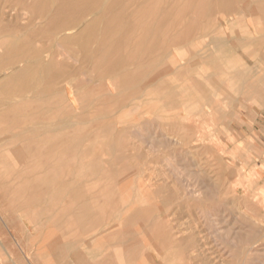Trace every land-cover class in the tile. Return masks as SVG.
I'll list each match as a JSON object with an SVG mask.
<instances>
[{"label":"rangeland","instance_id":"1","mask_svg":"<svg viewBox=\"0 0 264 264\" xmlns=\"http://www.w3.org/2000/svg\"><path fill=\"white\" fill-rule=\"evenodd\" d=\"M125 1L87 58L82 31L102 5L62 30L3 0L21 15L3 22L0 54L19 38L35 52L0 61L1 262L264 264V0L214 12L210 0ZM119 54L127 69L104 65ZM41 55L50 66L21 88L14 73Z\"/></svg>","mask_w":264,"mask_h":264},{"label":"bare ground","instance_id":"2","mask_svg":"<svg viewBox=\"0 0 264 264\" xmlns=\"http://www.w3.org/2000/svg\"><path fill=\"white\" fill-rule=\"evenodd\" d=\"M8 1V0H7ZM11 1V0H10ZM194 1V3H192L191 2V0H188V2L186 3V5H184L182 8L183 9H185V11H187L188 9H190L191 7H194V9H195V5H196V3H197V1L196 0H193ZM195 1H196V3H195ZM203 1H205V2H203V4L202 5H204L205 3H206V1L207 0H203ZM235 1H237V0H210V5H211V7H209V9L211 10V11H218L220 8H226V9H230V8H232L233 7V5L235 4L234 2ZM22 4H24L25 6L23 7V8H26L25 10L29 13V17H30V20L32 21V19L34 20V19H36V18H38V17H42V18H46V21L48 22V24L47 25H50L52 28L54 27L55 29H58V28H66V29H68L69 27H68V25L70 26V24H72L73 22L75 23L76 22V20L82 15V13L85 11V10H89V9H91L93 6H103V9H104V13H100L102 10H100L99 9V11L100 12H98V13H95V17L87 24V26H86V28L84 29V31H82V32H84V34H85V39L86 40H84L83 42H82V44H81V51L85 54V56L87 57V58H92L93 56V51L95 50H92L89 46H88V42H87V40L89 39V38H92L91 37V35H94V27L95 26H97L98 27V25H100L99 26V28L98 29H95V30H98V34H95V35H98V37L99 38H101L100 37V35H106L107 36V33H108V31H109V28L112 26V25H114V23L118 20V19H120L121 17H123L124 16V5H122V4H124L126 1L125 0H22ZM200 2V1H199ZM198 2V3H199ZM6 3L4 2L3 3V0H0V40L3 38V36H4V34L2 35V31L4 30L5 31V26H3V22L5 21V20H9V19H13V17H18V14L19 15H21L20 13H18V12H16L17 11V9L15 8V7H13V6H11V8H9L10 7V5H5ZM12 4V3H11ZM13 5V4H12ZM209 5V6H210ZM199 6V5H198ZM152 7V6H151ZM159 8V5H153V8H151V11L153 10V13L155 12V11H157V9ZM47 13H50L48 16L46 15ZM89 13V12H88ZM93 14V13H92ZM224 15V14H223ZM222 16V15H221ZM88 17H89V15H88ZM90 18V17H89ZM18 19H19V17H18ZM88 19V18H87ZM131 19V18H130ZM154 20H155V22L156 21H158V20H160L159 21V25L161 26V24H166V22L169 20V17L168 16H166V17H164V18H162V19H157V18H153ZM85 21H86V19H85ZM89 21V20H88ZM87 21V22H88ZM43 23V22H42ZM83 23H85V22H83ZM82 23V24H83ZM123 23H124V21H123ZM173 23V22H172ZM21 24V23H20ZM29 24V23H28ZM27 24V25H28ZM76 24H79V22L78 23H76ZM128 24H130V23H128ZM17 25H18V23H17ZM16 25V26H17ZM37 25H38V23H37ZM67 25V27H65ZM124 25H125V23H124ZM123 25V26H124ZM193 26L195 25V22H193V24H192ZM80 26V25H79ZM83 26H85V25H83ZM142 26V25H141ZM159 26V27H160ZM193 26H192V28H193ZM24 27V26H23ZM146 27V26H145ZM9 28V27H8ZM31 28V27H30ZM121 28H122V26H121ZM143 28V27H142ZM21 29H23V28H21ZM29 29V28H28ZM50 29V28H49ZM65 29V30H66ZM10 30H11V28H10ZM33 30H35L34 28H33ZM54 30V29H53ZM63 30V29H62ZM61 30V31H62ZM69 30H71V29H69ZM127 30V29H126ZM158 30V29H157ZM30 31H32V28H31V30ZM48 31V30H47ZM121 31V30H120ZM44 32H46V31H44ZM43 32V33H44ZM65 32V31H64ZM67 32V31H66ZM65 32V34H67ZM150 32H151V30L150 29H148L147 30V28H146V31H145V33H144V35H147V34H150ZM12 33V32H11ZM10 33V34H11ZM24 33V32H23ZM26 33V32H25ZM24 33V34H25ZM28 33H29V31H28ZM61 33H63V32H61ZM68 33H69V31H68ZM132 33V32H131ZM19 34H22V33H19ZM64 34V35H65ZM127 34V32L125 31H123L115 40H116V42H117V44H119V43H121V42H124V38H125V35ZM43 35V34H42ZM64 35H61L62 37L64 36ZM68 35V34H67ZM132 35V34H131ZM7 36H11V35H7ZM22 36H23V34H22ZM61 36H59V37H61ZM76 36H78V35H76ZM17 37V36H16ZM42 37V36H41ZM58 37V38H59ZM71 37H68V36H64V40H67V39H70ZM135 38V37H134ZM20 39V38H19ZM19 39H15V40H10V43H8V46L7 45H5V47H6V49H8V50H6L4 53H2V54H0V61L2 60V58H4V60H5V57H11V58H14V57H17V56H20V55H26V54H32L33 52H35V47H33V45L31 44V43H29L28 41H22V40H19ZM55 39H57V37L55 38ZM73 39V38H72ZM44 40V39H43ZM71 40V39H70ZM2 41V40H1ZM58 41V40H57ZM132 41H133V39H132ZM98 42V41H97ZM134 42V41H133ZM192 42V41H191ZM191 42H190V44H191ZM58 43H60V42H58ZM157 43V45H158V48H162V46L160 45V43L159 42H156ZM34 44V43H33ZM116 44V45H117ZM188 44V43H187ZM96 45V44H95ZM144 45H145V43H144ZM186 45V44H185ZM189 45V44H188ZM118 46V45H117ZM132 46V45H131ZM134 46V45H133ZM93 47V46H92ZM143 48H144V46H143ZM142 48V49H143ZM141 49V50H142ZM156 49V48H155ZM1 51V50H0ZM37 51V50H36ZM51 51V50H50ZM109 51V53L111 52L113 55H117L118 54V51L116 50V47H111L110 48V50H108ZM3 52V51H2ZM49 52V51H48ZM52 52V51H51ZM140 53V52H139ZM14 54H16V55H14ZM37 54V53H36ZM48 56H49V53L47 54ZM113 55H110L111 57H108L107 59V61L105 62V64L104 65H107L108 66V68L110 67H113V68H118V67H121L122 69L123 68H126V65H127V61H126V57L124 56L123 58L121 57V55L122 54H119V58H117V60H114L113 61ZM42 56V55H41ZM48 56H46V57H48ZM42 57H44L45 58V56L43 55ZM40 57H38V59H39ZM40 59V60H38V59H35V61L34 62H28V61H25V63L24 62H21V63H23V65H20V68H18L19 70L18 71H16L15 73H14V75H13V79L14 78H16L17 76H19V77H17L16 79H19V85H20V87L21 88H28V87H30L31 85H33L32 83V79H29L28 80V78H24L23 76L25 75V74H27L29 71H31L32 70V68L33 67H36V65H40L39 67L41 68V65H42V67L43 68H45V69H47V66L49 67L50 66V62H51V60H48V58H45V59ZM181 59V58H180ZM180 59H178L176 56H174V58H173V60H172V62L173 63H177L178 62V60H180ZM6 60H7V58H6ZM40 61H43L42 63L40 62ZM128 61H129V58H128ZM113 62H115V64L114 65H112V63ZM20 63V64H21ZM111 63V64H110ZM11 65H14V64H17V62L15 61H13V62H11L10 63ZM109 64H110V66H109ZM10 66V65H9ZM11 67V66H10ZM134 68V67H133ZM14 69V68H13ZM13 69H11V70H13ZM121 69V70H122ZM127 69V68H126ZM8 70V69H7ZM10 70V69H9ZM116 71V70H115ZM114 71V72H115ZM123 71V70H122ZM114 72H112V74L114 73ZM111 74V73H110ZM28 75V74H27ZM47 75H49V73L47 74L46 73V78H47ZM114 75H116V74H114ZM113 75V76H114ZM146 76H148V75H146ZM145 76V77H146ZM150 76V75H149ZM45 77V76H44ZM49 77V76H48ZM38 78V77H37ZM41 79H44V78H42V77H40ZM107 78V77H106ZM115 78V77H114ZM15 79V80H16ZM59 79V78H58ZM146 79V78H145ZM145 79H143V80H145ZM37 80V79H36ZM39 81H40V79H39ZM43 80H41V82H42ZM146 81H148L147 79H146ZM145 81V82H146ZM37 83H38V81H37ZM43 83H44V81H43ZM140 83V82H139ZM142 83V82H141ZM35 84V83H34ZM70 84V83H69ZM144 84V83H143ZM19 85H18V87H19ZM137 85V84H136ZM140 84H138L136 87H138ZM145 85V84H144ZM149 85V84H148ZM36 86V85H35ZM47 86V85H46ZM142 86V84L140 85V87ZM38 87V86H37ZM37 87H35V88H37ZM65 87V86H64ZM125 87H127V86H124V89H125ZM135 87V88H136ZM145 87V86H144ZM63 88V87H62ZM29 90V89H28ZM64 90V89H63ZM129 90V89H128ZM73 92V91H72ZM74 94V93H73ZM112 94V93H111ZM117 94V93H116ZM119 94V93H118ZM102 95H104V94H102ZM115 95V94H114ZM19 97V96H18ZM20 98V97H19ZM21 98H22V96H21ZM12 103V102H11ZM15 104V103H14ZM98 104V103H97ZM186 110V109H185ZM83 114V113H82ZM187 115H190L189 113L187 114ZM186 115V116H187ZM105 116V115H104ZM108 117V116H107ZM111 117V116H110ZM187 117H189V116H187ZM99 118V117H98ZM49 122H51L52 123V121H49ZM51 123H49V124H51ZM41 125H43V124H41ZM46 125L47 124H45L44 126H45V128H46ZM52 125V124H51ZM44 126H43V128H44ZM50 126V125H49ZM49 126H47V128L49 129ZM171 128H173V127H171ZM178 128V127H177ZM184 129H185V127H183ZM52 129V128H51ZM179 129H180V127H179ZM181 131H183L182 129H181ZM196 131V130H195ZM176 133V132H175ZM181 133V132H180ZM190 133V132H189ZM192 133V132H191ZM190 133V134H191ZM193 133H195V132H193ZM179 136V135H178ZM115 146V145H114ZM120 147V146H119ZM115 150H116V146H115ZM117 151V150H116ZM120 153H121V151H120ZM103 164V163H102ZM145 164V163H144ZM145 166V165H144ZM145 170H146V167H145ZM150 170V169H149ZM152 171V170H151ZM150 172V171H149ZM60 173V172H59ZM65 173V172H64ZM143 173H145L146 174V171L144 172L143 171ZM148 173V172H147ZM152 173V172H151ZM145 174H141L142 176H144ZM149 176V175H148ZM147 176V177H148ZM136 178V177H135ZM50 179L51 178H45V179H40V181H41V183L42 182H46V181H50ZM54 179V178H53ZM136 180V179H135ZM148 181H149V183H144V186L143 185H140L141 186V193H144V194H149L150 195V193H151V191H152V189L154 188L153 187V184L150 182L151 181V179L149 178L148 179ZM135 185H136V183H135ZM43 186V185H42ZM155 186V185H154ZM44 187V186H43ZM165 187H167L166 185H165ZM3 188V187H2ZM136 189H137V187H136ZM139 189V188H138ZM158 189V188H157ZM135 190V189H134ZM70 191V190H69ZM139 192H140V190H138ZM137 191V192H138ZM193 191H194V189H193ZM188 192V191H187ZM196 192V191H195ZM197 193V192H196ZM137 194H139V193H137ZM186 194V193H185ZM188 195V194H187ZM195 195V194H194ZM196 196V195H195ZM194 196V197H195ZM82 198V197H81ZM87 199V198H86ZM189 199V198H188ZM128 205H126V206H124V207H127ZM91 207V206H90ZM124 210H126V208H123ZM135 209V208H134ZM132 210V211H129V214H134L135 213V210ZM158 209V208H157ZM159 211H163V210H158V212ZM165 211V210H164ZM122 212V211H121ZM128 211H124V213L126 214ZM84 213L85 214H90L91 212H90V209L89 208H87V209H84ZM123 213V212H122ZM121 213V214H122ZM146 213L147 214H152L153 213V211H150V212H148V211H146ZM163 213V214H162ZM161 214L162 215H160V217H161V219L162 218H165L166 216H167V213H165V212H162ZM119 214V213H118ZM117 214V215H118ZM174 214V213H173ZM21 215V214H20ZM70 215V214H69ZM175 215V214H174ZM26 216V215H25ZM169 216H171L170 214H169ZM23 217V216H22ZM27 217V216H26ZM25 217V218H26ZM175 216H173V218H174ZM158 218V217H157ZM172 218V217H171ZM151 220H153V219H151ZM150 220V221H151ZM172 220V219H171ZM221 222V221H220ZM170 224H171V222H169ZM160 224V223H159ZM169 224V225H170ZM174 224V223H173ZM172 224V225H173ZM176 225V224H175ZM168 226H166L165 225V228H167ZM177 227V226H176ZM175 227L173 226V227H171L170 226V228H168L169 230H165V231H169V232H171L173 229H174ZM28 229V228H27ZM177 229V228H176ZM176 229H175V231H176ZM163 230V231H164ZM174 230L172 231V236L173 237H171V238H174L175 237V235H176V232H175ZM165 233V232H164ZM182 233V232H181ZM187 233V232H186ZM160 234H162L161 232H160ZM170 234V233H169ZM169 234H168V236H169ZM165 236L167 235L166 233L164 234ZM163 234H162V236L161 237H165ZM180 236L181 235H179V237L177 236V238L179 239L180 238ZM188 236V235H187ZM192 236V234H190V237ZM193 236H195V235H193ZM170 237V236H169ZM189 237V238H190ZM196 237V236H195ZM169 239V241H172V242H174L173 240H175V239ZM159 239V238H158ZM164 241H165V239H163ZM162 240V241H163ZM166 240H168V237H166ZM194 240V239H193ZM161 241V242H162ZM183 241V240H182ZM167 241H165V243H166ZM177 242V241H176ZM181 242V241H180ZM186 242V241H185ZM198 242V241H197ZM196 242V243H197ZM126 243V242H125ZM164 243V242H163ZM164 243V244H165ZM188 243V242H187ZM192 243V242H191ZM193 243H194V241H193ZM196 243H195V245H196ZM203 243V242H202ZM170 244H171V242H170ZM169 244V245H170ZM182 244V243H181ZM186 244V243H185ZM184 244V245H185ZM200 244V243H199ZM189 245V244H188ZM198 245V244H197ZM200 245H202V244H200ZM63 246V245H62ZM61 246V247H62ZM153 246V245H152ZM204 246V245H203ZM203 246H201V247H203ZM170 247V246H169ZM185 247H186V245H185ZM195 247V246H194ZM200 247V248H201ZM183 248H184V246H183ZM27 249V248H26ZM65 250H66V248H64ZM154 249V248H153ZM163 249H165V248H163ZM185 249V248H184ZM184 249H182L183 250V252H185L184 251ZM195 249V248H194ZM202 249V248H201ZM155 250V249H154ZM190 250V249H189ZM197 250V249H196ZM195 250V251H196ZM208 250V249H207ZM31 251H33L32 249H31ZM64 250H62V252H63ZM67 251H68V249H67ZM66 251V252H67ZM156 251V250H155ZM191 251V250H190ZM61 252V253H62ZM72 252V251H71ZM101 252H102V250H101ZM163 252V251H162ZM165 252V251H164ZM161 253V251L159 252V253H157V254H159V255H161L160 254ZM102 254H104V253H102ZM183 254V253H182ZM192 254H193V252H192ZM101 255V254H100ZM158 255V256H159ZM68 256H69V254H68ZM71 256V255H70ZM75 256V255H74ZM162 256V255H161ZM191 256H194V255H191ZM198 256V255H197ZM72 257H73V255H72ZM90 257V256H89ZM93 257H95V256H93ZM196 257V256H195ZM190 260V259H189ZM188 260V261H189ZM87 261H89V260H87ZM0 263H2L1 262V259H0ZM183 263V262H182ZM181 263V264H182ZM3 264V263H2ZM90 264V263H89ZM160 264V263H159ZM187 264V263H186ZM190 264V263H189ZM192 264V263H191Z\"/></svg>","mask_w":264,"mask_h":264}]
</instances>
